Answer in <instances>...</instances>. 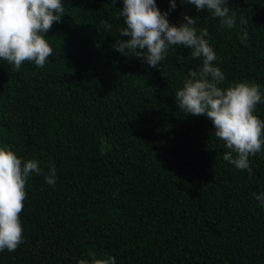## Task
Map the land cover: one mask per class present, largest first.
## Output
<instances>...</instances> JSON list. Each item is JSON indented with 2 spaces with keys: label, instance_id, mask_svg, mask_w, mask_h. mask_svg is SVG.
<instances>
[{
  "label": "trees",
  "instance_id": "trees-1",
  "mask_svg": "<svg viewBox=\"0 0 264 264\" xmlns=\"http://www.w3.org/2000/svg\"><path fill=\"white\" fill-rule=\"evenodd\" d=\"M162 11L169 0H156ZM46 33L44 67L0 60V146L38 161L21 213L24 242L0 264H264V151L240 170L207 116L185 115L175 94L202 58L171 46L158 67L122 55L123 0H62ZM232 29L190 3L225 75L264 92V0H228ZM241 18L247 21L241 24ZM112 25L111 31L102 22ZM101 27V29L99 28ZM247 32V39L241 37ZM256 114L264 119V103ZM235 157V153H233ZM56 183H46L51 166Z\"/></svg>",
  "mask_w": 264,
  "mask_h": 264
},
{
  "label": "clouds",
  "instance_id": "clouds-1",
  "mask_svg": "<svg viewBox=\"0 0 264 264\" xmlns=\"http://www.w3.org/2000/svg\"><path fill=\"white\" fill-rule=\"evenodd\" d=\"M170 9L162 11L156 0H123L119 17L124 20L120 28L122 37L113 47L122 55L141 58L150 67H158L171 46L190 49V57L202 58L199 70H190L183 86L175 94L179 109L184 114L207 116L214 126V135L224 142L229 151L224 159L238 169H252L249 158L264 151V119L256 114L258 104L264 103V92L255 81H239L222 87L225 75L214 66L216 54L210 45L208 29L198 31L197 16L184 14L174 24L168 19L169 11L177 0H169ZM190 3L198 12L207 9L220 18L221 27L232 29L234 14H229L228 0H180ZM62 0H0V60L19 71L25 62L44 67L53 53L46 33L54 22L64 15ZM241 24L247 21L241 18ZM101 29V27H99ZM102 28L111 31L112 25L102 22ZM247 32L241 37L247 39ZM235 153V157H233ZM38 161L22 160L11 146H0V252L15 251L24 242L21 213L27 199V180L31 173L41 174ZM46 183L55 185L56 168L51 166ZM264 202V192L256 196ZM78 264H115V258L81 259Z\"/></svg>",
  "mask_w": 264,
  "mask_h": 264
}]
</instances>
